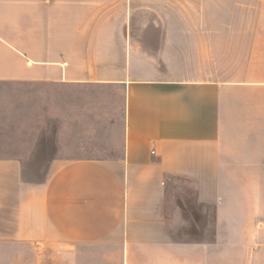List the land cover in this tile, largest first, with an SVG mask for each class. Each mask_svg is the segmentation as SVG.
<instances>
[{"label":"crops","instance_id":"1","mask_svg":"<svg viewBox=\"0 0 264 264\" xmlns=\"http://www.w3.org/2000/svg\"><path fill=\"white\" fill-rule=\"evenodd\" d=\"M153 13L0 0V82L21 87L32 142L0 154V264H208L206 248L226 264L241 223L264 220V72L188 77L190 36L167 30L200 24ZM207 222L212 245L176 239Z\"/></svg>","mask_w":264,"mask_h":264},{"label":"rangeland","instance_id":"2","mask_svg":"<svg viewBox=\"0 0 264 264\" xmlns=\"http://www.w3.org/2000/svg\"><path fill=\"white\" fill-rule=\"evenodd\" d=\"M158 6L159 13L151 14L158 20L192 22L200 28H173L167 31L176 34H188L187 42L180 54L182 62L188 66L190 78L244 80L247 75L254 78L264 72V0H146ZM145 18L149 14H142ZM204 25V27H201ZM194 37V38H193ZM194 42H199L198 46ZM204 42V48H202ZM13 83L0 82V154H23L25 145H31L24 135L22 92ZM30 116H33L31 113ZM28 119V118H27ZM26 148V147H25ZM32 179L42 174H26ZM182 223L185 232L196 226L192 213H185ZM201 219V216H200ZM251 222L241 223L240 236L232 239L235 250L226 248L221 251V261L226 264H260L261 249L264 246V220L261 213L255 214L253 222L254 236L243 235L250 230ZM205 235L182 236L176 239L200 242L206 245L214 243L212 224H206ZM212 249H205L207 263L212 264ZM176 259L180 257L174 255ZM220 259H217L218 262Z\"/></svg>","mask_w":264,"mask_h":264}]
</instances>
